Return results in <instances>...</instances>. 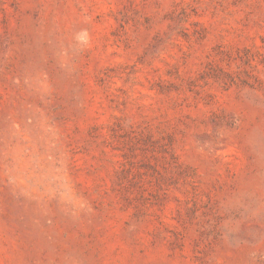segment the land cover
Here are the masks:
<instances>
[{"label":"rangeland","instance_id":"rangeland-1","mask_svg":"<svg viewBox=\"0 0 264 264\" xmlns=\"http://www.w3.org/2000/svg\"><path fill=\"white\" fill-rule=\"evenodd\" d=\"M0 264H264V0H0Z\"/></svg>","mask_w":264,"mask_h":264}]
</instances>
